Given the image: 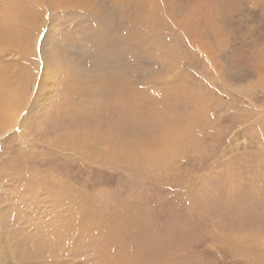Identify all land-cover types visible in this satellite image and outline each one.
<instances>
[{
    "label": "rangeland",
    "instance_id": "obj_1",
    "mask_svg": "<svg viewBox=\"0 0 264 264\" xmlns=\"http://www.w3.org/2000/svg\"><path fill=\"white\" fill-rule=\"evenodd\" d=\"M0 264H264V0H0Z\"/></svg>",
    "mask_w": 264,
    "mask_h": 264
},
{
    "label": "bare ground",
    "instance_id": "obj_2",
    "mask_svg": "<svg viewBox=\"0 0 264 264\" xmlns=\"http://www.w3.org/2000/svg\"><path fill=\"white\" fill-rule=\"evenodd\" d=\"M2 89H0V94H3V92H1ZM0 105H2V101H0ZM2 107V106H0Z\"/></svg>",
    "mask_w": 264,
    "mask_h": 264
}]
</instances>
